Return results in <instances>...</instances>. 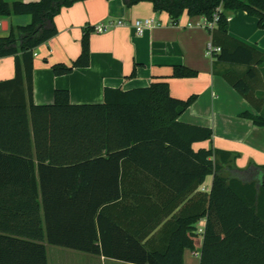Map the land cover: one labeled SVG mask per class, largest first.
<instances>
[{
  "label": "trees",
  "instance_id": "16d2710c",
  "mask_svg": "<svg viewBox=\"0 0 264 264\" xmlns=\"http://www.w3.org/2000/svg\"><path fill=\"white\" fill-rule=\"evenodd\" d=\"M81 1L0 0V18L32 17L30 25L0 38V58L16 60L15 78L0 82V264H49L46 243L130 264H184L185 249L196 250L198 220L206 222L200 264H264V166L240 169L237 154L194 150V144L213 139L210 128L180 121L196 95L175 98L167 81L156 80L129 91L107 88L102 104H72L70 92L62 89L52 105L34 103V52L58 34L55 18L62 9ZM123 2L127 8L150 2L175 23L184 13L207 21L218 16L209 29L212 44L221 48L217 60L249 66L243 77L226 79L255 105L256 67L264 64V54L229 36L227 13L244 11L264 29V0ZM94 31L84 30L76 60L52 66L55 76L90 66ZM196 76L185 66L173 68L174 78ZM257 108L260 114L242 117L264 127ZM210 176V191L198 193ZM178 179L185 180L184 193L167 210L158 194ZM193 193L188 204L198 202L199 214L178 218L169 236L153 235ZM128 216L135 221L122 220Z\"/></svg>",
  "mask_w": 264,
  "mask_h": 264
},
{
  "label": "crops",
  "instance_id": "0c3cea01",
  "mask_svg": "<svg viewBox=\"0 0 264 264\" xmlns=\"http://www.w3.org/2000/svg\"><path fill=\"white\" fill-rule=\"evenodd\" d=\"M6 1L12 5L14 2L36 3L41 0ZM227 15L229 36L264 54V29L259 27V20L244 11L228 12ZM143 19H153L155 25L138 35L134 22ZM119 20H123L125 25L111 27L103 33H91V64L88 68L76 69L69 75H54L53 65H68L80 56L81 42L87 27ZM0 21L9 23V29L0 32L2 38L9 35L11 28L30 25L32 17L14 15L8 19L0 18ZM206 21L204 17H190L184 13L175 23L167 13L155 12L150 2L127 8L123 0H85L64 8L55 18L58 34L34 52V103L52 105L56 90L62 89L70 92L72 104H102L107 88L129 91L149 87L156 80H165L170 85L173 97L185 100L197 96L180 121L213 131V139L194 144V150L215 148L237 154L235 166L240 169H247L251 164L264 166V127L256 126L251 120L242 117L246 112L260 114L258 106L264 113V64L255 65L260 78L256 82L258 87L253 98L254 105L226 79V76L243 77L249 66L219 62L217 58L221 51L212 56L208 54L212 34ZM136 66V76L131 77ZM175 66H185L195 71L197 76L174 78ZM15 76V58H0V82L12 80ZM212 182L213 176L208 177L203 188L198 186V193L209 192ZM194 183L193 177L191 185L194 186ZM184 185L185 180L178 179L171 185L162 186L158 194L160 205L166 206L167 210L171 209L182 198ZM190 198H194V193L187 195L175 213L163 218L161 226L153 235L169 236L175 230L174 222L178 218L184 220L199 214L198 202L193 200L189 206ZM145 219L149 222L151 218ZM122 220L134 222L135 216L123 217ZM169 221L170 231L163 234V226ZM205 224V220L193 224L198 234L194 238L196 250L185 249L184 264H194L196 259L200 264V257L195 253L201 249ZM186 235L190 237L191 232L188 231ZM46 247L49 264H130L48 243Z\"/></svg>",
  "mask_w": 264,
  "mask_h": 264
},
{
  "label": "built area",
  "instance_id": "2783aa9c",
  "mask_svg": "<svg viewBox=\"0 0 264 264\" xmlns=\"http://www.w3.org/2000/svg\"><path fill=\"white\" fill-rule=\"evenodd\" d=\"M219 21V17L216 16L213 21H206V26L208 29H213L217 22ZM125 25L123 20H119L116 22H112L110 24H101L95 27V31L99 33H103L108 31L109 28L114 26H123ZM155 25V21L153 19H143V20H137L134 22V28L138 35H142L145 33L148 29L152 28ZM3 30V22L0 21V32ZM221 51L220 48L214 47L212 44L208 47V54L213 55L214 53H219ZM196 256L200 257V253L196 252Z\"/></svg>",
  "mask_w": 264,
  "mask_h": 264
},
{
  "label": "water",
  "instance_id": "95a60500",
  "mask_svg": "<svg viewBox=\"0 0 264 264\" xmlns=\"http://www.w3.org/2000/svg\"><path fill=\"white\" fill-rule=\"evenodd\" d=\"M9 29V23L7 21L3 22V30L7 31Z\"/></svg>",
  "mask_w": 264,
  "mask_h": 264
},
{
  "label": "rangeland",
  "instance_id": "374dc122",
  "mask_svg": "<svg viewBox=\"0 0 264 264\" xmlns=\"http://www.w3.org/2000/svg\"><path fill=\"white\" fill-rule=\"evenodd\" d=\"M198 262H199V260L196 259V261L194 262V264H199ZM52 263L55 264L54 262H52Z\"/></svg>",
  "mask_w": 264,
  "mask_h": 264
}]
</instances>
